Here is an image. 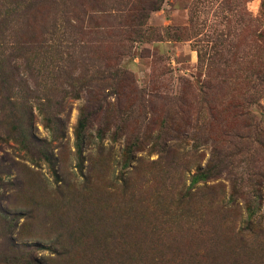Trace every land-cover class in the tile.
Wrapping results in <instances>:
<instances>
[{
  "label": "rangeland",
  "instance_id": "obj_1",
  "mask_svg": "<svg viewBox=\"0 0 264 264\" xmlns=\"http://www.w3.org/2000/svg\"><path fill=\"white\" fill-rule=\"evenodd\" d=\"M12 1L51 53L0 93V264H264V0ZM88 63L136 81L82 113Z\"/></svg>",
  "mask_w": 264,
  "mask_h": 264
},
{
  "label": "trees",
  "instance_id": "obj_2",
  "mask_svg": "<svg viewBox=\"0 0 264 264\" xmlns=\"http://www.w3.org/2000/svg\"><path fill=\"white\" fill-rule=\"evenodd\" d=\"M22 0H14L12 2H21ZM0 6H1V0H0ZM7 19H0V41H3V39L6 38L8 35L9 38L11 36L16 39H21L25 38L26 41H23V44L19 45H12L10 49H2V46L0 44V93L3 91L7 94L8 96H12L14 94V90L16 87L26 89V80H24V72H31V66L36 64L37 60L40 62L41 58H44L45 55L51 53V51L48 50V48L43 47L42 45H28L26 44L27 42H33L35 39L38 38H44V36L48 35L46 32H41V33H36L34 31H21L20 33H6V28H2V25L6 22ZM25 43V44H24ZM90 51H87L86 53H89ZM199 52V51H198ZM82 54V51L79 52ZM198 56L200 57L199 53ZM89 60V58H88ZM92 65V68H91ZM94 63H88L86 64L87 70L85 73V83H84V92L87 95V104L85 106H82L80 109V112H85L87 111L86 108L89 106L95 107V103L88 102L90 100H93L96 97L102 96V92H104V87L102 83L106 79H115L116 77L119 78L120 80L122 79H127V80H135L134 75L132 72L128 69L125 68L122 65H118L115 73L116 75L114 77H111V75L104 76L98 70L93 69ZM118 80V79H117ZM136 81V80H135ZM92 101V102H93ZM8 106H9V112H10V117L13 118V120L16 122H19L18 116H17V105L15 102L10 99V101H7ZM83 123L84 120L79 119L78 122V129L83 128ZM32 126V124L29 122V126ZM2 124L0 122V128ZM12 128V127H11ZM3 134L5 135L4 137L0 136V151L3 152V155L8 156V153L5 151V146L7 147H13L12 144L15 143V139L9 136L10 128L5 127L3 128ZM22 136V135H20ZM55 138V137H54ZM76 138L80 146H82L83 142L86 140V132L85 130L82 131V133L78 132L76 133ZM83 150H79V154L81 155ZM34 155H38L39 153H31ZM5 156V157H6ZM130 159L134 158V155L132 152H129L128 156ZM208 176V175H207ZM214 176H210V178H213ZM253 213L248 216V220L246 222V227L248 230H251L253 228V222H252V217Z\"/></svg>",
  "mask_w": 264,
  "mask_h": 264
}]
</instances>
